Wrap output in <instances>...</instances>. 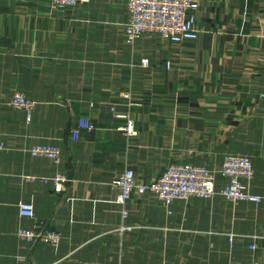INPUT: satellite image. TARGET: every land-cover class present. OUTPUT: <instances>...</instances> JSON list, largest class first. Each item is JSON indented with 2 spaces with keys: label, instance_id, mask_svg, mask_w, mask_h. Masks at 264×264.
Instances as JSON below:
<instances>
[{
  "label": "crops",
  "instance_id": "1",
  "mask_svg": "<svg viewBox=\"0 0 264 264\" xmlns=\"http://www.w3.org/2000/svg\"><path fill=\"white\" fill-rule=\"evenodd\" d=\"M196 1V42L143 35L129 46L126 0L62 12L48 0H0V264L264 262V0ZM15 93L34 103L29 122L8 105ZM122 115L136 136L120 131ZM80 119L94 130L74 140ZM34 146L59 149L60 163L32 157ZM226 155L250 159L260 203L190 198L168 217L151 193L116 202L111 185L126 168L147 183L171 164L200 165L218 191ZM58 174L68 179L61 193ZM20 202L33 203V219L19 216ZM34 225L59 245L17 237Z\"/></svg>",
  "mask_w": 264,
  "mask_h": 264
},
{
  "label": "built area",
  "instance_id": "2",
  "mask_svg": "<svg viewBox=\"0 0 264 264\" xmlns=\"http://www.w3.org/2000/svg\"><path fill=\"white\" fill-rule=\"evenodd\" d=\"M91 0H48L50 12H62L78 5H85ZM127 22L123 25V37L126 45H133L143 35H157L163 41L173 45L185 42H196L200 31L194 24L195 14L199 9L196 0H126ZM142 67H148L149 61L146 58L140 60ZM165 67L171 69L172 62L166 61ZM122 97L129 101V94ZM9 107L25 111L30 121L29 113L34 103L26 100L20 94L15 93L8 102ZM131 105V104H130ZM120 118L126 120L125 126L120 131L127 136H136L133 122L129 115H122ZM80 130L91 132L94 126L87 119H80L76 129L72 131V138L78 139ZM29 154L32 157H43L54 164L60 163V151L55 147L34 146ZM219 175L225 181L223 187L216 190L215 174L204 166L191 163L171 164L157 178L149 182L137 180L134 171L126 168L112 182V188L116 189V202L122 207L136 195L151 193L154 195L166 215H172L171 207L175 201L187 202L190 198L212 200L216 195L221 196L227 202L236 205L240 202L258 204L261 197L249 191V184L253 179V169L249 158L239 155H226L222 161ZM25 182H34L33 177H24ZM54 185V191L61 193L68 179L58 174L50 179ZM18 214L21 218L33 219L34 206L31 202L18 203ZM121 219H127V211L121 210ZM132 230V227H121V231ZM17 237L29 244L43 242L52 247H57L60 242V235L55 231L43 230L34 225L31 228H20ZM228 242L234 240L233 234H228ZM250 251H255V245H248ZM246 264H264L262 261L252 260Z\"/></svg>",
  "mask_w": 264,
  "mask_h": 264
}]
</instances>
